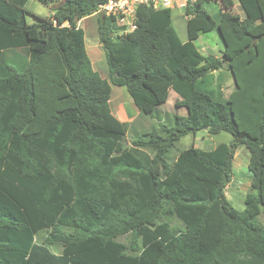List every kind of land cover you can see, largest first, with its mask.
<instances>
[{
    "label": "trees",
    "instance_id": "16d2710c",
    "mask_svg": "<svg viewBox=\"0 0 264 264\" xmlns=\"http://www.w3.org/2000/svg\"><path fill=\"white\" fill-rule=\"evenodd\" d=\"M29 1L0 0V264H264V0H187L185 42L171 8L138 5L125 35L97 15L110 82L92 68L78 26L108 0H33L59 1L43 18ZM211 2L221 12L237 3L243 17L216 21ZM213 32L219 57L195 45ZM110 85L142 115L170 91L187 114L127 147L131 123L112 114ZM199 131L232 140L170 163L176 143ZM240 147L252 180L242 211L225 195ZM128 234L129 246L117 241Z\"/></svg>",
    "mask_w": 264,
    "mask_h": 264
},
{
    "label": "rangeland",
    "instance_id": "374dc122",
    "mask_svg": "<svg viewBox=\"0 0 264 264\" xmlns=\"http://www.w3.org/2000/svg\"><path fill=\"white\" fill-rule=\"evenodd\" d=\"M194 1V0H191ZM187 1L185 0H173L171 7V18L172 24L178 34V36L183 40H187L186 32V18L184 17L183 10L185 8ZM59 1L49 3L48 6H43L40 3L30 0L26 4V9L31 12L33 16L48 17L51 15V7L57 6ZM205 10L212 16V18L218 21L222 14L228 16H241L243 14L241 9L236 4L233 8L228 11L221 12L218 5L214 2L209 4H204ZM100 17V15H98ZM28 22H33L32 16H27ZM97 15L83 19L79 22V27L84 31L85 40V50L90 59L92 68L99 73V75L110 82L109 72L107 64L105 61V56L103 49L98 43L97 37ZM119 34V31L117 32ZM195 45L202 55L205 56H215L218 53L221 43L217 35L213 33L201 34L200 37L195 41ZM230 79V78H229ZM111 94L109 106L112 114L118 119L122 118L123 115L130 124L128 129V134L125 139V145L130 147V142L133 138L141 137L142 134L149 133L153 128H158L159 122L169 123L172 120L174 114L185 115V108H175V103L177 95L174 92H170L168 100L165 104L157 107L156 112L154 111L150 116L142 115L133 105L130 96L123 87H116L110 85ZM231 84L224 87L225 94L231 90ZM175 98V99H174ZM123 111V113L121 112ZM184 113V114H182ZM232 137L226 133H220L218 135H209L206 131H199L195 135H188L181 138L175 145V148L170 150L168 154L169 162L172 163L177 155L183 150L194 147L202 150H212L220 143H227ZM243 150L245 153H243ZM248 152L245 148H238L234 155V160L232 163V176L230 183H228L225 195L228 202L237 210L242 211L244 209L245 196L250 190L251 178L249 177V172L247 169L248 165ZM257 221L264 227V216L260 215ZM172 225L181 227V225L172 220ZM48 230L40 232L36 236V241L42 243L43 239L47 236ZM118 242H121L127 246L130 245L131 235L119 236L116 238ZM52 251L54 253H60V246H53ZM128 253L129 250H128Z\"/></svg>",
    "mask_w": 264,
    "mask_h": 264
},
{
    "label": "built area",
    "instance_id": "2783aa9c",
    "mask_svg": "<svg viewBox=\"0 0 264 264\" xmlns=\"http://www.w3.org/2000/svg\"><path fill=\"white\" fill-rule=\"evenodd\" d=\"M172 3L173 0H108L106 4L99 6L94 15L113 17L120 28L119 35H125L136 29L135 9L138 5L162 9L171 8Z\"/></svg>",
    "mask_w": 264,
    "mask_h": 264
},
{
    "label": "crops",
    "instance_id": "0c3cea01",
    "mask_svg": "<svg viewBox=\"0 0 264 264\" xmlns=\"http://www.w3.org/2000/svg\"><path fill=\"white\" fill-rule=\"evenodd\" d=\"M237 3H235V5H236ZM238 5V4H237ZM94 16V15H93ZM90 17H92V16H90ZM89 18V17H88ZM80 22V21H79ZM79 22H78V26H79ZM30 23V22H29ZM180 38V37H179ZM180 40L182 41V42H185V41H183L181 38H180ZM220 50H221V47H219V50H218V54L217 55H215V57H219V55H220ZM11 55H13V53H11L10 54V57H11ZM217 75H218V72H214V73H212V77L213 78H216L217 77ZM230 77L226 74L225 75V81H224V84H223V90H224V87L225 86H229V84H231V90L230 91H228V93H230L232 90H233V88H234V81H233V79L232 78H230ZM170 92H173V91H170ZM170 92H169V94H170ZM175 98H177V101L176 102H178L179 100H180V98H179V96L177 95ZM174 98V99H175ZM122 113H123V111H121ZM184 113H186L187 114V112L185 111ZM184 113H182V114H184ZM124 114V113H123ZM185 114V115H186ZM179 115H181V114H179ZM185 115H182V116H185ZM123 117H124V115H123ZM118 118V120H120L121 122H127V123H129L127 120H124L125 118ZM232 140V138L230 139V141ZM230 141H228L227 143H225V144H229L230 143ZM220 144H222V143H220ZM219 145V144H218ZM240 148H243V147H240ZM247 151V150H246ZM248 152V151H247ZM243 153H245V151L243 150ZM248 157H249V154H248ZM248 161H249V159H248ZM249 177L251 178V174L249 173ZM250 192H252V189H251V186H250V190H248V193H250ZM247 193V194H248ZM246 197V196H245ZM244 207H245V205H244Z\"/></svg>",
    "mask_w": 264,
    "mask_h": 264
}]
</instances>
